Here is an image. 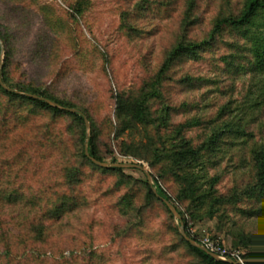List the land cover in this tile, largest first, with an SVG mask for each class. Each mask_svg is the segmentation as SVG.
I'll list each match as a JSON object with an SVG mask.
<instances>
[{"label": "rangeland", "instance_id": "374dc122", "mask_svg": "<svg viewBox=\"0 0 264 264\" xmlns=\"http://www.w3.org/2000/svg\"><path fill=\"white\" fill-rule=\"evenodd\" d=\"M77 1L0 0L4 48L2 52L0 45V66L3 69L9 53L14 82L39 86L73 101L83 113L88 110L103 150L113 147L117 162H139L117 152L121 139H116L114 128L116 95L119 91L137 92L159 69L181 33L189 0H149L152 7L139 14L137 5L145 0H85L81 14L71 7ZM242 6L243 0H197V23L190 36L196 41L208 39L218 16L237 13ZM248 46L227 31L199 59L185 58L170 73L164 101L154 102L156 114L171 105L178 110L182 107L173 115L177 123L193 116L202 118L203 126L188 132L195 140L210 134L209 122L218 119L225 105L231 111L223 120L231 115L242 118L255 94L252 96L251 74L241 68L246 64L243 50ZM239 50L240 56L231 59ZM224 57L229 58L228 64ZM186 78L191 83H182ZM51 120L46 112L32 116L30 123L15 125L11 138L0 146V190H17L27 198L12 202L0 198V219L15 233L23 232L26 221L35 215L33 204L37 208L45 204V199L51 198L46 193L60 184L67 160L65 149L70 151L77 136L71 119L65 117L50 127L62 136L63 144L53 148L41 145L44 124ZM243 125L246 135L228 138L216 168L210 170L219 176V193L228 197L238 193V203L224 205L213 217L203 214V218L194 219L187 214V221L204 242L217 241L240 255L249 249L264 254L263 248L244 243L249 236L264 244V198H250L247 193L255 185L252 151L264 143V109L248 112ZM23 149L34 155L32 161L24 154V163L19 162L16 155ZM106 160L111 161L112 156ZM140 162L152 172L147 162ZM125 170L139 180L147 178L142 170ZM86 172L80 187L84 205L54 223L48 241L29 244L13 264H202L174 232L180 221L171 218L160 204L149 206L142 225L137 226L143 189L135 188L137 208L124 213L118 201L127 188L117 185L120 177L92 168ZM162 184L174 196V183ZM179 207L185 210L184 204Z\"/></svg>", "mask_w": 264, "mask_h": 264}, {"label": "trees", "instance_id": "16d2710c", "mask_svg": "<svg viewBox=\"0 0 264 264\" xmlns=\"http://www.w3.org/2000/svg\"><path fill=\"white\" fill-rule=\"evenodd\" d=\"M85 4V0H79L71 7L77 14H81ZM152 4L149 0H145L141 6L138 4L137 13H142V11L151 8ZM187 7L180 25L181 33L178 35L175 44L166 51L159 69L145 80L137 92L119 91L117 93L116 125L114 128L116 139H121L120 143L116 145L119 155L148 163L158 194L175 204L182 215L187 234L197 242L204 244L205 242L192 232L187 221V214H190L194 219H201L206 215L213 217L224 205L238 203L240 198L238 193L229 197L219 193L217 189L219 176L211 174L210 170L216 168L219 153L223 151L228 138L246 135L243 125L244 116L258 108L259 110L264 109V0H243V6L237 13L218 16L213 23L208 39L202 41H196L190 36V31L197 23L195 14L197 0H189ZM227 31L239 36L249 45L243 50V58L246 57L244 60L246 64L242 65L241 68L245 73L251 74L255 87L252 96L253 93L255 94L249 100L250 105L245 110L248 112L244 113L242 118L231 115L229 119L223 120L231 111L229 105H225L220 108L218 119L209 122L211 125L209 127L210 134L202 135L198 140H195L188 136V132L203 126L204 120L202 118L193 116L177 123L173 121V115L175 112L178 113L182 107H179L178 110L177 107L168 105L157 115L154 102L164 101L167 80L171 71L180 62L185 58L199 59L201 53L211 47ZM0 37L2 38L1 32ZM238 48H242L241 44L238 45ZM240 52L241 50L237 52V56L231 55L230 58L239 57ZM223 59L227 64L230 61L228 57ZM9 61L10 54L7 53L2 75L8 86L44 96L66 107L78 108L76 103L60 98L54 92L33 84L14 82ZM234 65L233 62V67ZM239 70L242 69L239 68ZM187 82L191 83L189 78L182 80V83ZM184 106L186 108L187 103ZM83 111L85 114L87 113L88 119L92 123V133L88 140L90 154L100 161H107L106 158L112 156L111 162H117L114 148L110 146V149L103 150L98 129L94 126L88 110L83 109ZM44 112L49 113L52 120L44 124V134L42 135L44 142H40L41 145L53 148L55 145L63 144L61 142L62 136L56 132V129L51 130L50 127L52 124L56 126L60 119L65 117L71 119L72 127L77 132V136L70 151L68 148H63L67 151V160L62 170L60 184L46 193L51 198L45 199V204L37 205L39 208L33 204L31 210L36 211L33 212L35 215L26 221L23 232H13L7 227L6 222L2 218L0 219V264H13L26 252L29 244L46 243L52 235L54 223L61 221L84 205L85 201L80 194V187L87 177V168L116 174L120 177L117 185L127 188V191L118 201L124 213L137 208L136 200L139 194L135 188L144 190V204L140 206V211L138 209L140 215L138 214L137 218L140 217V220L136 223L137 226L142 225L145 210L156 203L160 204L171 218L174 217L165 202L153 191L147 178L146 180H139L126 173L125 169L100 167L90 160L85 153L87 135L83 114L61 110L46 101L7 91L1 84L0 146L11 138L15 125H26L30 123L32 116L41 115ZM252 153L255 161V185L251 186L247 193H249L248 197L250 198L261 199L264 198V143L253 149ZM24 154H26L28 162L33 160L34 155L23 149L16 155L19 157L20 163H24ZM162 182L174 183L176 186L174 196L164 188ZM25 197V195L19 194L17 190H0V198L8 202L16 199H27ZM179 204H184L185 210L180 209ZM174 232L178 235L180 242L198 257L202 264H233L227 260H217L202 249L193 246L181 235L179 226L174 227ZM244 243L264 249V244L257 241L253 242L249 236ZM263 255L249 249L242 253L241 257L250 259ZM246 264H264V260L251 261Z\"/></svg>", "mask_w": 264, "mask_h": 264}, {"label": "water", "instance_id": "95a60500", "mask_svg": "<svg viewBox=\"0 0 264 264\" xmlns=\"http://www.w3.org/2000/svg\"><path fill=\"white\" fill-rule=\"evenodd\" d=\"M0 45H1L2 52H3L4 51V48L2 46V39H1V37H0ZM0 84L7 91L15 92L17 94H21V95H25V96L32 97V98H35V99H39V100L46 101L50 105H52L54 107H57V108H59L61 110H66V111H70V112H75V113L83 114V117H84V120H85V125H86V133H87V138H86V142H85V153L90 158V160L94 164H96V165H98L100 167H104V168L138 169V170H142L143 172H145L146 173V176H147V181L152 186L153 191L157 194V196L160 199H162L165 202V204L168 206V208L170 209V211L172 212V214L174 215V217L177 220L180 221V224H178V226H179V231H180L181 235L188 242H190L193 246L202 249L203 251H205L210 256L214 257L215 259H217V260H224L217 253H214V252L210 251L205 245L197 242L196 240H194L192 237H190L187 234L186 229H185V224H184V222L182 220L181 213L179 212V210L177 209V207L175 206V204H173L168 199L161 197L158 194V191H157L156 187L154 186V177H153V175H152V173L150 171H147L146 170L143 162H140V161L139 162H111V161H100V160L96 159L95 157H93L90 154L89 149H88V140H89V137H90V134H89V131H90V122H89L88 117L84 113H82L81 110H79L78 108L66 107V106H63V105L59 104L58 102H56L54 100H51L49 98H46L44 96H40L38 94H34V93H30V92L20 91V90H17V89H14V88L8 86L4 82V80H3L2 66H0ZM262 260H264V255L263 256H260V257H256V258L243 259V263L246 264V263H249L251 261H262ZM227 261H229V262H231L233 264H240L241 263L240 261H235L233 259H228Z\"/></svg>", "mask_w": 264, "mask_h": 264}, {"label": "built area", "instance_id": "2783aa9c", "mask_svg": "<svg viewBox=\"0 0 264 264\" xmlns=\"http://www.w3.org/2000/svg\"><path fill=\"white\" fill-rule=\"evenodd\" d=\"M205 246L210 251H212L214 253H217L224 260L233 259L235 261H240L241 262L240 264H244L243 263V258L241 257L239 252L238 253L236 251L235 252H231V251L227 250L225 247H223L217 241L207 239V241L205 242Z\"/></svg>", "mask_w": 264, "mask_h": 264}]
</instances>
